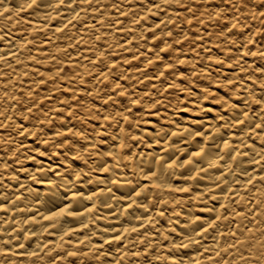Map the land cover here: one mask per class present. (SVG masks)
<instances>
[{
    "label": "snow or ice",
    "instance_id": "snow-or-ice-1",
    "mask_svg": "<svg viewBox=\"0 0 264 264\" xmlns=\"http://www.w3.org/2000/svg\"><path fill=\"white\" fill-rule=\"evenodd\" d=\"M203 2L207 4V7L200 11L201 5L198 0H132L131 3L129 0H120L119 4L116 0L110 4L102 3L101 0H0V16L5 17L9 22L12 21L13 15L17 17L23 15L29 18L26 23L31 26L34 23L31 16L35 14L36 20L41 21L45 28L49 27V21H58L62 27L56 28L57 32L78 26L79 34L69 37L70 40H76L78 43H84L83 37L87 30L84 19L89 16H99V22L93 19L90 26L93 29L91 39L96 44V49L93 50L92 55L96 56V59L91 62L92 71L84 74L100 91H103L101 85H105V82L109 81L113 71L119 65L129 63L122 58L117 59L111 54V48L107 45V36L96 34L99 27L105 23L109 24V30L116 29L117 35L123 37L115 42V47L121 52L136 44L137 36L144 41L145 45L148 44L150 38L154 45L147 48L146 51L152 56L151 59L140 54L139 50L136 54L129 52V55L132 56L133 61L144 60L148 66H156L150 79L143 65L137 69V77L143 76L144 78H137L133 84L149 85L147 92L141 96L133 88L129 100L131 106L123 107L121 110L115 111V114L105 115L101 113L97 117V123L102 119L104 126L100 128L99 133L96 132L95 128L86 133L79 128L70 127L68 123L64 122L84 109L85 105L81 104L79 95L73 98L72 93L69 92V99L57 100L55 107L51 106L56 94L61 92L69 79L64 76V80H61L64 69H60L54 74L52 79L59 82L61 88H52L50 95H45L42 91L48 83L43 78L39 82L29 84V90L25 92L22 87L17 86L20 84L18 79L13 82L9 77L10 65L9 68L0 72V198H3L0 199V209L7 210L8 205L12 204L13 210H15V204L25 197L34 199L36 207H41L46 202L40 198L41 194L38 188L33 189L27 186V182L37 183V176L47 172L46 164L33 169L36 172L34 176H29L28 169L23 167V161H36L41 154L39 146L34 144L32 149L27 147L24 141L29 136L35 138L46 135L47 138H42L40 144L44 145L48 152L51 151L48 146L57 147V143H59L61 152L64 146L70 151H75L73 141L79 137L83 141L82 151L86 155L96 152L97 158L101 155L99 152L101 145L99 143L93 144L91 141L94 135L98 141L103 137V147L107 148L111 145L106 153H102L103 155L111 160L118 159L120 161L127 157L129 162L140 159L142 165L145 162L147 165L146 168L141 167L140 171H147L148 177L159 179L160 172H167V169L176 165L177 161L173 158L175 153L173 156H168V150L161 147L160 151L164 153L163 155H153L151 159H148L144 152L133 153L129 145L139 148L143 143L151 141L152 144L159 146L167 142L164 140L165 136L171 140L173 137L179 136L181 132L190 135L193 140H201L202 144L192 152L191 156L183 160L180 167L187 170L188 165L196 163V157H208L214 160L215 163H208L207 160L201 159L200 163L207 164L204 171L212 168L220 172V176L216 177L213 182L214 189L222 193L220 198L229 201L230 204L238 208L247 206L244 204L245 198L239 196L236 188L242 186L243 190L248 192L251 188H255L257 182L264 185V0H261L259 4H256L255 0H221L218 6L208 2V0H203ZM125 6L129 9L127 12L123 11ZM177 8L179 11L175 10ZM105 9L109 11L106 13ZM69 13L72 14V18L66 20L65 17ZM112 13L116 14V19L112 18ZM125 20L129 22L128 28L124 27ZM19 23L20 20L17 19V24ZM193 25H199L201 31V35L195 39L192 32ZM209 25L212 26L213 31H207ZM136 28H142L147 36L137 34ZM38 31L39 29H33L34 33ZM124 33L132 35L133 38L128 39L127 36L123 35ZM5 39V35H0V44ZM214 39L216 42L209 46V49L215 48L216 55L204 47L206 41ZM34 42L35 39L32 42L22 41L17 44L15 38L9 40L8 47L14 48L15 51L0 49V52H4L3 55H0V62L9 58L14 59L17 53L24 55L23 49ZM42 43L46 46L49 40L45 39ZM186 44L189 45L187 51L184 50ZM197 44L200 45L199 52H205L206 62L200 58L197 52ZM257 44H259L258 48ZM253 48H256V51H252ZM36 51L39 50L36 49ZM57 51L62 50L58 49ZM246 57L252 58L251 64L247 62ZM28 58L35 62V56L29 55ZM258 60L260 63H257ZM16 64L18 67L22 66L21 61H16ZM226 64L232 70L231 76L223 71H218V69L224 68ZM182 66L190 67H183L182 70ZM19 75H23L25 80L28 79L27 71L22 74L18 73L17 76ZM201 75L207 77V81L201 80ZM120 79L127 83L131 79V74L117 78L113 82V95L108 96L107 93H104L107 96L104 106L111 103L117 93L122 97L130 95L128 89L120 91L124 87L120 83ZM203 83H207V87H198V84ZM79 90L77 88L75 91L79 92ZM92 95L99 96V92L85 93V97ZM145 100H148V108L144 110V116L141 117L133 110V106L142 108ZM161 105H171L174 110L178 105H186L187 107L182 109L186 116L182 123L191 127L185 126L181 127L180 131L171 132L161 127L157 131L155 118L164 115ZM193 110H198L204 115L194 120L191 115H188ZM93 111L99 112L100 109L94 105L88 109V114L90 115ZM174 114L176 117L180 116L179 111ZM144 117L149 118L145 120ZM57 121L62 122L59 127H57ZM112 121L116 122L115 126H112ZM171 123L173 128L179 127L176 125L175 119ZM109 127L112 128L111 133L108 132ZM257 140L259 144L256 143ZM79 142L78 140L77 143ZM184 152L186 155V148ZM46 157L47 153H45V159ZM166 158L167 167L164 166ZM222 163H230L231 167L221 168ZM114 167L118 171L120 164H115ZM17 168L26 177L25 183L20 182L21 176L18 174ZM233 169H235V175L240 179H230L233 175ZM112 170L107 164L101 169L104 172ZM200 174V170H197L192 179L198 178ZM83 175V172L77 173L76 182H79ZM46 180L45 175L39 180V184L43 185ZM13 181L16 182L19 195L10 191L13 189ZM47 182L52 183L51 181ZM108 183L129 186L132 181L117 178L115 180L109 179ZM229 183L233 187H228ZM136 188L139 191H136L135 188H129L136 199L128 197L131 202L125 204L126 212L134 208H144L149 199L147 194L153 190H163V185L155 182L141 184L137 181ZM224 189L227 191L225 192ZM166 190L169 193H188L191 191L187 187L173 188L171 184L167 185ZM211 191L212 189H209L207 194L210 195ZM107 192L111 196V189H107ZM256 192L259 195L260 189H257ZM33 193H35L34 198L32 197ZM99 194L103 195V190ZM97 195L98 193L93 192L85 197L82 193L72 192V198L77 204L85 199L91 202ZM203 195V192H198L196 198L201 199ZM52 199V196L47 197L48 201ZM113 199L115 198L113 197ZM213 200L219 202V198L213 197ZM138 201L144 203H138ZM160 203H167V201H160ZM173 203L179 204L175 200ZM248 203L255 204L254 208L249 209L251 213L249 223L256 225L257 217H260L261 212H264V209H261L264 197L261 198L260 202L249 197ZM96 207L97 205L91 203L83 211H75L70 207H60L57 211L54 207L50 210L49 215L41 216L40 220L36 218V215H30L28 219L22 220L17 227L13 228V232H19V235H14L12 239L5 241V246L0 248V256L9 258L18 256L19 252L28 246V242L38 235L34 230L24 235V226L32 225L33 228H40L41 221H43L48 225V227L43 228V232H47L49 227L55 230L57 227H63V221L67 218L83 217L85 212H91ZM153 208H155V204H153ZM165 211L166 209L161 210L158 214L163 216ZM205 211L212 213V215L208 218L196 216L184 224L183 228L191 227L196 237L203 238L204 234H208L220 226L222 220L232 221L233 217L244 215L243 211H232L229 203L219 204V209L213 205ZM217 212L220 214H216ZM57 218H59L58 224L53 225L51 221ZM133 218L137 222L136 227H125L123 232L112 235L105 243L123 242L128 234L138 233L141 229L147 231L146 225L150 226L153 223L151 217L145 221L133 213ZM170 223L172 222L170 221ZM260 223L264 224V218L260 219ZM80 227L86 228L87 225L81 224ZM179 227L180 222L177 220L172 232L175 233ZM77 230V228L69 226L65 234ZM238 232L239 228L231 232L221 231L218 233L221 239L231 237L235 240V243L224 250V255L231 256L232 259L223 260L222 264H233L237 258L238 264H264V229H260L258 245L255 243L254 235L242 239L240 237H244L245 234L240 233V237H238ZM247 232L252 233L253 229L249 228ZM157 234L153 232L150 237L141 235L139 240L141 247L135 252H121L117 249L116 255L120 256L121 259H111L114 255L112 251L104 252L103 256L109 258V264H125V260H127V264H161V261L163 264H201L200 260L191 257L185 259L175 252L176 249L190 248L192 245L199 246L200 239H189L181 231V238L187 240L188 243H181L180 241L173 243L165 236L164 241L168 245L165 248V243L156 242L153 239ZM94 235H98V233ZM21 239L25 243H21ZM88 239L85 237V240L77 241V243L83 246ZM212 239L215 242V237ZM149 240L153 242L150 243ZM130 246L135 247L134 244ZM93 247L99 252L101 246L94 245ZM56 248L63 250L65 245L58 244L49 250L48 245L41 246L38 244L37 250L28 252L27 255L33 258L41 257L38 264H42V254L46 252L48 253L49 264H66V260L68 264H74L70 258L80 255L78 251L66 252L62 255L56 251ZM150 250L158 254L149 259ZM194 250L197 251V255L204 258V264H213L214 261L215 264H221L222 258L219 251ZM84 255H88V252H84ZM129 257L131 258L129 259ZM97 261L99 264V256H97ZM3 264H10V259H5Z\"/></svg>",
    "mask_w": 264,
    "mask_h": 264
},
{
    "label": "bare ground",
    "instance_id": "bare-ground-1",
    "mask_svg": "<svg viewBox=\"0 0 264 264\" xmlns=\"http://www.w3.org/2000/svg\"><path fill=\"white\" fill-rule=\"evenodd\" d=\"M101 2L110 4L113 2V0H101ZM116 2L119 4L120 0H116ZM131 2L132 0H129V3ZM128 10L129 9L127 6L123 8V11L125 12H127ZM108 11V9H105L106 13ZM81 15L83 16V13H81ZM169 15H171V13H169ZM71 18V13L67 14L65 17L66 20H70ZM112 18H117L115 13H112ZM17 19L20 20L19 24H17ZM28 19V17H24L23 15H21L20 17L13 15L12 21L9 22L5 17L0 16V30H2L0 31V35L6 36L4 42L0 44V49H4L6 51H15L14 48L8 47V41L12 40L13 38H15V43L17 44L22 41L32 42L35 39L34 43H30L23 49L24 55H20L19 53H17L14 59L9 58L4 62H0V72H3L6 68H9L10 65L11 67L8 71L9 77L13 80V82L18 79L20 81V84L17 86L22 87L25 92L29 90V84H32L33 82H39L41 78H43L45 81H48V83L44 87L43 93L45 95H50V90L52 88H61V85H54L52 87H50L49 85L55 84L52 78L57 72L56 69L58 68V66L55 64L57 62V59H63L62 57H65L69 62H71V64L75 65L76 67V70L70 73V77L74 79L75 82L83 85L80 86L79 92L75 90L73 92L75 94H81L82 100L86 98V92L94 93L95 91H98L99 89L93 84V82L85 78L84 73L92 71L91 62L95 61L96 59V56L92 55L93 50L96 49V44L91 39L93 29L90 26L93 22V19L99 22L100 17L89 16L84 19V25L87 29L83 37L84 43H78L76 40L69 39L70 36H77L79 34L78 26L67 28L63 32H57L55 29L62 27V25L58 21H49V27L45 28L41 21L36 20L35 14L31 16V19L34 21L31 26L26 23ZM129 26V22L125 20L124 27L128 28ZM34 28L39 29V31L34 33ZM139 29L142 28H136V30ZM96 34L108 37L107 45L111 48V54L113 52H118L119 49L115 47V41L111 42V39L113 37L119 38L118 40H120L123 37L121 35H117L116 29L109 30V24L105 23L99 27V30L96 32ZM123 35L127 36L128 39L133 38V36L128 33H124ZM45 39L49 40V43L46 46L42 43V41ZM135 45L136 44L127 48V50L133 48ZM36 49H38L39 51H36ZM58 49L62 51L58 52ZM127 50L124 52H127ZM3 54L4 52H0V55ZM133 54H136V52ZM29 55H33L36 57L35 62L29 60ZM116 57L118 59L123 57L127 62L133 60L132 56L129 55L128 52L123 53L122 55H116ZM16 61H21L22 66L18 67ZM73 61H75V63H73ZM142 65L144 66V70L147 73L148 78L150 79L155 70H153L152 73L147 71L149 66L144 60H141L140 67ZM132 67L133 66H130L128 69L124 68L123 72H129ZM25 71L28 72L27 80H25L23 75L17 76L18 73L22 74ZM114 71H116V69ZM218 71H223L229 76L232 75V70L230 68L218 69ZM123 72L120 73V75H123ZM136 73L137 72L131 73V76L135 75ZM137 78L143 79L144 77L140 76ZM201 78V80L207 81V78H205V76L202 77L201 75ZM22 80L24 81L23 83H21ZM114 81L115 80H113L112 83L109 84V86H112ZM66 86L67 85H64L63 89H61V92L56 94L55 99L51 102V106L55 107L57 100L63 101L61 94H65L67 92ZM144 86V90L136 91L141 96H143L144 93L147 92L149 87V85L147 84H145ZM157 87H159L158 84ZM198 87H207V83L198 84ZM73 92L72 95H74ZM107 94L108 96H111L110 93ZM103 98L107 99V96L103 95L102 99ZM85 101L87 102L88 99ZM111 103L116 106L113 110L111 108V105L113 104ZM111 103H109L107 106H102L104 108L106 107V109L109 110L107 111V113L103 114H115V111H119L124 107H119L118 103L116 104L115 98ZM173 103H176V101H173ZM88 104L90 103L85 104V107L81 112L75 113L70 119L64 122L68 123L70 127L79 128L86 133L91 132L93 128H95L96 132L99 133L100 128L104 126V121L102 119L99 121V123H97V121H94L93 123L85 121L87 119V116L89 115L88 108L86 109V106H88ZM100 104H104V101H100ZM145 106H148V100L147 103H145ZM183 107L184 106L178 105L174 110L172 109L171 105H161V108H163L164 110V115L155 118L157 121L155 123L156 130L159 131L160 128L163 127L171 132L180 131L181 127H191L190 125H185L182 123L186 119L185 113L182 110ZM144 110L146 109H141L138 116L144 114ZM176 111L180 112L179 117L175 116L174 113ZM188 115H191L195 120L199 119L200 116H203L204 113L199 112L198 110H193L190 111ZM148 118L149 117H144L145 120H147ZM173 119H175L176 125H178L179 127H172L171 121ZM133 122L135 123V120H133ZM56 123L57 127H59V124L62 122L57 121ZM115 123V121H112V126H115ZM82 125L83 127H81ZM33 130L35 131V129ZM111 131L112 128L109 127L108 132L111 133ZM153 135H155V133H153ZM42 138L46 139L47 136L43 135L35 138L29 136L25 139L24 142L29 149H32L33 145L35 144L36 146H39L41 148V154L38 156L36 161H23V167L28 169L29 176H34L36 175V172L33 169L45 164L47 165V172L41 173L40 176H37V183H32L30 181L27 182L28 187L39 189V192L41 194L40 198L42 200H45L46 202L43 204V206L36 207L34 199L25 197L15 204V210H13L12 204L8 205L7 210L0 209V248L5 246V241L12 239L14 235H19V232H13V228L17 227L22 220L28 219L30 215H36V218L40 220L41 216L49 215L50 210H52L54 207L57 211L60 207H70L75 211H83L84 208L89 207L90 203L97 205V207L92 209L91 212H85L83 217H76L75 219L67 218L65 221H63V227H57L55 230L49 227V230L47 232H43V228L48 227V225L43 221H41L40 228H33L32 225L24 226V235H27L29 231L33 230L36 231L38 235L30 242H28V246L24 250L20 251L18 256H12L10 258L0 256V264H3V261L5 259H10V264H38V262L41 261V257L33 258L27 255L28 252L37 250L38 244H40L41 246L48 245L49 250L55 248L58 244H64L65 248L63 250L56 248V251L60 252L62 255L66 252L78 251L80 253L79 256L70 258V260L74 262V264H98L97 256H99V264H109V258H105L103 256L104 252L112 251L114 255L111 259H121L120 256L116 255V250L119 249L121 252H135L138 248L141 247L139 244L141 235L150 237L153 232H156L158 234L153 238L156 242L165 243L164 237L167 236L173 243H175L176 241H180L181 243H188L187 240L181 238V231L184 233V236L189 237V239H200L201 243L199 246L192 245L190 248L176 249L175 252L179 253L180 256L184 257L185 259L191 257L193 259L200 260L201 264H204V258L197 255V251L194 249H209L212 252L219 251L221 253L222 264L223 260L232 259L231 256L224 255V250L229 245L235 243V240L231 237H225L224 239H221L218 235L219 232H231L234 229L239 228V232L237 233L238 237H240V233H244L245 236L240 238L243 239L246 236L254 235L255 243L257 245L260 241V229H264V224L260 223V219L264 218V212H261V216L257 217L256 225L249 223V219L251 218L249 209L254 208L255 204L248 203V198L251 197L252 200L260 202L261 198L264 197V185H261L259 182H257L255 188H251L248 192L243 190L242 186L236 188V192L239 194V196L245 198L244 204L247 206L243 208H238L230 204L229 201L220 198L222 193L218 190H215L213 187V182L215 181L216 177L220 176V172L212 168H208L207 171H204V169L207 168V164L200 163L201 159L207 160L208 163H215L214 160L208 157H196V163L188 165L187 170L183 167H180V165L183 164V160L187 159L188 156H191L192 152L202 144V141L199 139L193 140L190 135H186L181 132L179 136L173 137L171 140H169V138L165 136L164 140L167 142L162 143V145L159 146L152 144L151 141L143 143L139 148L130 144L129 146L132 148L133 153L144 152L147 154L148 159H151L153 155H163L164 153L160 151L161 147L168 150V156H173V153H175V156H173V158L177 161L176 165L172 168L167 169V172H160L159 179H156L148 177L147 171H140L141 167L146 168L147 166L146 162L142 165L140 159H137L135 162H129L127 157H125L123 161H120L118 159L111 160L106 155H103L102 153H106L111 147V145H109V147L107 148L103 147V137H101L98 141L94 135V138L91 141L93 144L99 143L101 145V147L99 148V152L101 153L99 158H97L96 152H92L91 155H86L82 151L83 141L80 140L79 137H77L73 141L75 151H70L66 146H64L62 152L60 151L59 143H57V147H52L51 145H49L48 148H50L51 151L48 152L45 146L40 144V140ZM78 140L80 141L79 143H77ZM256 143L259 144V141L257 140ZM169 145H171V147H169ZM185 148L187 149L186 155L184 152ZM257 151H259L258 148ZM45 153H47L46 159ZM167 163L168 161L166 158L164 164L165 167H167ZM106 164L113 170L110 172L101 171V169ZM115 164H120V168L118 171L114 167ZM125 165L127 166L125 167ZM157 167H159V165H157ZM220 167H231V164L222 163ZM197 170H200V176L196 179H192L194 173ZM17 172L21 176L20 182L25 183L26 177L23 175V173L20 172L19 168H17ZM80 172H83L84 175L80 177L79 182H76V174ZM45 175L47 177V180L43 185H40L39 180ZM117 178L132 181V184L129 186H125L119 183H108L109 179L115 180ZM232 178L240 179V177L235 175V169H233V175L230 179ZM47 181H51L52 183L49 184ZM137 181H139L141 184L145 182L149 184L153 182L160 183L163 185V190H153L152 192L148 193L147 195L149 196V199L145 203L144 208H134L129 212H126L125 204L131 202L128 197L136 199L132 192L129 191V188H135L136 191H139V189L136 188ZM168 184H171L173 188L187 187L191 189V191L188 193H169L166 190ZM228 187H233V185L229 183ZM107 189H111V196H109ZM209 189H212L210 195L207 194ZM257 189H260L259 195H257ZM101 190H103V195L99 194ZM10 191L15 192L17 195H19V190L16 186L15 181H13V189ZM224 191L226 192L227 189H224ZM72 192L82 193L85 197L93 192L98 193V195L94 197L91 202L85 199L81 201L80 204H77L76 201L72 198ZM198 192L204 193L201 199L196 198ZM48 196H52L53 199L51 201H48ZM32 197H35V193L32 194ZM113 197L115 199H113ZM213 197L219 198V202L217 203L215 200H213ZM173 200L178 201L179 204L177 205L173 203ZM160 201H167V203H160ZM138 203L144 202L138 201ZM223 203H229V207L232 211H243L244 215L233 217L232 221L222 220L220 226H218L214 231H210V233L204 234L203 238L196 237L193 234L191 227H189L188 229L183 228L184 224H186L189 220L194 219L196 216H202L204 218L210 217L212 213L206 212L205 210L213 207V205H215V207L219 209V204ZM153 204H155V208H153ZM22 209L23 211H21ZM165 209V214L163 216H160L158 214L159 211ZM261 209H264V203L261 204ZM133 213L135 216L142 217V219L145 221H147L149 217L152 218L153 223L150 226L146 225L147 231L141 229L138 233H130L126 236L123 242L112 241L111 243H105V241H108L112 235L123 232V229L125 227L132 228L137 226V222L133 218ZM181 213L183 214L181 215ZM216 214L219 215L220 212H217ZM58 219L59 218L53 219L51 223L53 225L58 224ZM177 220H179L180 222V227L177 228L175 233H173L172 228L175 221ZM93 221L95 222L94 224ZM170 221L172 223H170ZM81 224L87 225V227L82 228L80 227ZM69 226L75 227L78 230L72 233L65 234ZM249 228L253 229L252 233L247 232V229ZM96 233H98V235H94ZM85 237H88L89 239L85 241V244L83 246L79 245L77 241L85 240ZM213 237H215V242H213ZM20 242L25 243L23 239H21ZM149 242L151 243L153 241L149 240ZM13 244H15V241H13ZM133 244L135 245V247L130 246ZM94 245L101 246L99 252H97L93 247ZM167 247L168 245L167 243H165V248ZM84 252H88V255H84ZM157 254L158 253L151 252L150 250V255L148 258L150 259L152 256H155ZM42 255V264H49L48 253L46 252ZM233 255L236 254L233 253ZM130 258L131 257H129V259ZM66 264H68L67 260ZM125 264H127V260H125ZM161 264H163V261H161ZM213 264H215V261L213 262ZM233 264H238V258L233 262Z\"/></svg>",
    "mask_w": 264,
    "mask_h": 264
},
{
    "label": "rangeland",
    "instance_id": "rangeland-1",
    "mask_svg": "<svg viewBox=\"0 0 264 264\" xmlns=\"http://www.w3.org/2000/svg\"><path fill=\"white\" fill-rule=\"evenodd\" d=\"M208 2L213 3L214 5H217L218 6L221 3V0H208ZM260 2H261V0H255V3L256 4H259ZM198 3L201 5L200 11H203L204 8L207 7V4L204 3L203 0H198ZM175 10L176 11H179L178 8L175 9ZM184 15H187V13H184ZM149 23H151V22H149ZM207 31H213V28H212L211 25L208 26ZM192 32L194 33V39L196 37H199L201 35L200 26L199 25H193L192 26ZM136 33L139 34V35L147 36V33L143 32L142 29L136 30ZM205 35H206V33H205ZM119 37H121V36H119ZM118 39L119 38H113L112 37V39H111L112 41L111 42H114V41L116 42ZM148 41H149L148 44H147L148 46H146L145 43H144V41L139 39V36L136 37V45L133 48L127 50V52L128 53L129 52H132V53H135L136 52L137 53V50H139V53L140 54L145 55V56H148V58L151 59L152 56L148 54V52L146 51V49L149 48L150 46H153L154 45V42L151 41V40H148ZM215 42L216 41L214 39L212 41H206L205 44H204V47H206V50H210L213 55H216V50H215V48L209 49V46L213 45ZM188 47H189V45L186 44L184 46V50L187 51V48ZM196 47H197V52L199 53L200 58L203 61L206 62V59L207 58H206L205 52H199V48H200V45L199 44H197ZM258 47H259V44H257V48ZM153 50H155V49L153 48ZM252 51H256V48H253ZM127 52H121L120 50H118V52H113L114 54L112 53V55H114V56H116V55H122L123 53H127ZM62 58L63 59H57V62L55 63L58 66V68L56 69V71H59L60 69H64L65 70L64 71V75L61 76V80H64V76H67L69 78L68 81L64 85H67L66 86L67 87V90H66L67 92L66 93H69V92L72 93L74 90H76L75 88H80V86H83V85L80 84V83H78V82H75L74 79H72L70 77V73H72V72H74L76 70L75 65L71 64V62H69L65 57H62ZM121 58L124 60L123 57H121ZM245 59L247 60V62L249 64L252 63V58L251 57H246ZM128 62L129 63H125V64L119 65L116 68V71H113L112 76L110 77L109 81L105 82V85L106 86L105 85H101L103 91L98 90V91H95L94 92V93L99 92V94H100L99 96H94V95L87 96L86 98H84V99H82L80 101L81 104H84V105L87 104V103H90V104H88V106H86V109L87 108L90 109L94 105L97 106L100 109L99 112H97V111L91 112V114L87 116V119L85 121H88V122L93 123L94 121H97V117L100 116L101 113H107V111H109V110L106 109V107L105 108L102 107L104 104H100V101H102V100L105 101L106 100V98H103L102 99V96L104 95V93H110L111 96L113 95L112 86H109V84H111L112 81L113 80H116L117 78H123V77H126V76H128L129 74H131L133 72H137V69L140 67V63H141V61H133V60H130ZM197 62H199V61H197ZM257 63H260V61L258 60ZM129 64H130V66H133V67L134 66H137V67H134V68L132 67L129 70V72H127V73L126 72H123V69L124 68H127L128 69L130 67ZM56 65H54V66H56ZM183 67H190V66H182V70H183ZM155 68H156L155 65L149 66L147 71H149V72L152 73L153 70H155ZM226 68H229L227 64L222 69H226ZM122 72H123V75H120V73H122ZM202 77H203V75H202ZM85 78L87 79L86 75H85ZM205 78H207V77H205ZM136 79H137V75L136 74L135 75H132L131 76V79L128 80L127 83H125L123 79H120V83L123 84V86H124L120 91H123L124 89H128L130 95L127 96V97H122V96L119 95V93H117L115 95L114 98L116 99V104L118 103L119 107H122V106H124V107L131 106L129 104V100L131 98V94L133 93V88H135L136 91L137 90L140 91V90H144L145 89L144 88L145 87L144 86L145 84L134 85L132 83ZM169 80H171V77H169ZM23 82L24 81L22 80L21 83H23ZM54 83L55 84H52V85H49V86L52 87L54 85H60L59 82L54 81ZM43 90H44V88L42 89V91ZM66 93L65 94L64 93L61 94L62 95V100L69 99V95L66 94ZM77 95H79L81 97V94H79V93L78 94H75L74 93V95H72V97L75 98ZM87 99H88V101L86 102L85 100H87ZM145 101H144V104H143L142 108L140 106H133V110L136 112L137 115L140 113V110L141 109H146L147 110L148 106H145V103H147V100H145ZM111 104H113V103H111ZM111 106H112L111 107L112 110L115 109V107H116L114 104L111 105ZM184 107H186V105ZM143 115L144 114H142L141 117H143Z\"/></svg>",
    "mask_w": 264,
    "mask_h": 264
}]
</instances>
